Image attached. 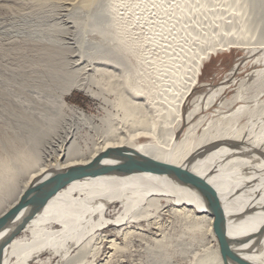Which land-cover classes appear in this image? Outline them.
<instances>
[{"label":"bare ground","instance_id":"1","mask_svg":"<svg viewBox=\"0 0 264 264\" xmlns=\"http://www.w3.org/2000/svg\"><path fill=\"white\" fill-rule=\"evenodd\" d=\"M121 1L92 0L85 21L72 15L78 36L87 30L99 41L78 50L74 35L75 49L67 48L63 62L50 54L51 81L38 87L54 100L35 113L15 114L0 133V217L26 191L31 204L42 183L107 149L125 147L212 188L232 254L222 255L214 214L196 187L148 170H106L67 182L30 217L0 230V264H175L174 257L191 255L189 264H264V99L256 101L264 77L255 86L257 94L244 97L237 91L241 95L221 102L222 108L241 98L254 104L239 105L200 132L203 117L195 118L201 96L183 110L204 64L219 51L245 48L261 52L256 61L264 60V0L250 9L243 8L246 0H219L223 8H208L204 26L196 17L201 0H132L131 15L119 12ZM188 8L191 16L184 20ZM253 19L261 30L256 40ZM152 49L158 57L149 62ZM74 90L97 99L103 115L72 104ZM208 233L216 238L214 249L194 252L193 242L206 245Z\"/></svg>","mask_w":264,"mask_h":264},{"label":"rangeland","instance_id":"2","mask_svg":"<svg viewBox=\"0 0 264 264\" xmlns=\"http://www.w3.org/2000/svg\"><path fill=\"white\" fill-rule=\"evenodd\" d=\"M218 1L216 0L214 5H209V0H201V3L196 7L197 9L203 5L200 12L196 14L197 22L200 21L201 25H205L207 15L204 13L208 8L209 10L214 7L223 8V2ZM91 2L92 0H0V133L8 130L9 126L14 123L15 114L21 112L35 113L36 111H32L34 108L35 110L43 108L47 99L52 98L51 92L38 87L39 83L51 81L50 71L47 68L51 65L48 59L50 54H56L57 60L63 62L64 55H68L67 48L75 49L74 35L78 41V46L76 44L78 50L83 45H93V42L99 41L100 38L93 36L89 30V32L86 30L83 35L78 36L77 28L71 20L72 15H77L83 21L87 20L92 11L91 8H88L91 6ZM131 3L132 0H122L118 8L119 12H122V15H131L129 13ZM245 5L243 8L255 7L257 0H246ZM226 7L229 8V11H235L228 3ZM73 12L74 14H72ZM147 12H153L152 7ZM184 12L181 18L186 20L191 16V9L188 8ZM245 15L247 16V13ZM131 18L132 16H127L126 20ZM258 18V16L255 17V19ZM219 22L211 24V27L217 26ZM253 22L256 25L253 40H256L259 38L261 30L254 19ZM143 31L144 29L141 28L140 33ZM137 32L139 33V30ZM121 53L123 56L132 57V60L138 63L131 53L125 50H122ZM259 55L261 52L254 53L245 48L233 47L230 50L219 51L204 64L199 82L195 85L192 94L183 107L184 112L189 111L192 109L193 97L201 96L200 109L195 120L201 117L203 120L201 126L197 128V132H200L204 125L211 120H215L223 114H230L239 105L251 106L255 103L251 98L248 100L241 98L228 108H222L221 105L222 101L229 100L238 93L237 91L244 97L259 92L255 86L259 87L258 81L264 77V71L255 74L256 70L264 69V60L256 61V57ZM150 56L147 58L149 62L158 57L155 50L150 53ZM86 61L89 63V58ZM146 61L143 65H146ZM96 62L112 63L107 59H98ZM66 84L67 82H63L60 86ZM250 84L251 87H249ZM219 87L223 89L218 91ZM214 91L220 93L216 92V98L206 106V99ZM250 92L253 93L250 94ZM52 99L54 100V98ZM262 99H264V91L258 95L256 101ZM70 101L88 114L99 115L101 113L99 111L101 103L85 93L84 90H74L70 96ZM240 120L242 123L245 121L244 118ZM185 128L186 126L182 125L180 135H183ZM81 144L82 141L79 145ZM205 242L206 245L204 243V246L193 242L194 252L203 254L205 249H214L216 238L212 239L208 233ZM191 257H174L173 261L175 264H189ZM53 263L52 261L50 264Z\"/></svg>","mask_w":264,"mask_h":264},{"label":"water","instance_id":"3","mask_svg":"<svg viewBox=\"0 0 264 264\" xmlns=\"http://www.w3.org/2000/svg\"><path fill=\"white\" fill-rule=\"evenodd\" d=\"M106 170H148L179 177L181 181L196 187L205 196L209 209L214 214L213 229L218 238L222 255L227 257V255L232 254L229 246L226 244L225 233L221 224L222 209L214 190L200 179L182 171L181 169L170 167L153 158L125 147L107 149L102 153H99L89 163L71 167L63 174L42 183L35 189V191L38 190L40 193L31 204L26 203V197L31 191H26L19 203L0 217V230L16 221L20 224L23 220L30 217L53 193L64 186L67 182L85 176L98 174Z\"/></svg>","mask_w":264,"mask_h":264}]
</instances>
